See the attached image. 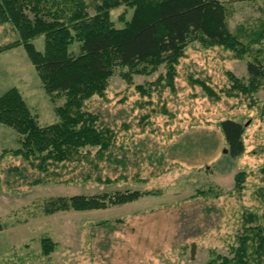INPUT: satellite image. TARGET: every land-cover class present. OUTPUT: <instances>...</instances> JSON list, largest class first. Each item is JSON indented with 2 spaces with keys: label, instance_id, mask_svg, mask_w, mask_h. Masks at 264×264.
I'll list each match as a JSON object with an SVG mask.
<instances>
[{
  "label": "rangeland",
  "instance_id": "1",
  "mask_svg": "<svg viewBox=\"0 0 264 264\" xmlns=\"http://www.w3.org/2000/svg\"><path fill=\"white\" fill-rule=\"evenodd\" d=\"M221 1L248 53L195 41L172 79L164 64L151 74L117 67L105 93L86 102L85 109L115 134L110 152L125 159L126 167L100 163L101 175L112 183L86 180L90 167L71 164L63 178L33 184L42 173L9 151L19 147V134L0 123V264H207L217 256L227 264L246 215L264 224V85L245 91L230 76L251 88L247 63L264 52V0ZM85 2L94 15L101 0ZM132 13L122 4L110 10V18L123 27ZM18 39L11 22L0 26V45ZM32 41L44 50L43 35ZM70 51H79L76 38ZM12 87L19 88L40 124L58 121L56 108L66 98L46 93L22 44L0 52V95ZM227 118L245 126L246 149L238 157L225 152L219 122ZM15 166L22 175L11 170ZM239 172H245L242 187H236ZM124 189L161 194L106 209L45 211L56 197ZM43 238L54 243L48 254ZM250 261L254 264L253 254Z\"/></svg>",
  "mask_w": 264,
  "mask_h": 264
},
{
  "label": "trees",
  "instance_id": "2",
  "mask_svg": "<svg viewBox=\"0 0 264 264\" xmlns=\"http://www.w3.org/2000/svg\"><path fill=\"white\" fill-rule=\"evenodd\" d=\"M122 4L131 6L133 13L123 27H117L110 18V10ZM6 22L17 28L19 39L0 45V52L22 44L46 93L52 99L60 95L66 98L56 108L58 121L42 125L19 88L12 87L0 95V123L19 134V147L9 151L42 173V178L35 179L33 184L63 178L62 170L71 164L90 167L84 172L86 180L112 183L109 177L101 175L100 163L107 160L126 167L125 159L110 152L115 145L113 130L103 126L97 114L85 109L90 98L105 93L117 67H128L131 73L151 74L164 64L172 79L192 42L221 45L235 50L239 56L249 51L248 45L230 29L227 6L221 0H101L94 15L88 13L85 0H0V26ZM41 35L45 37L43 51L32 41ZM75 38L79 41L78 52L70 51ZM247 71L251 88L230 75L235 80L234 87L255 91L264 85V52L248 61ZM219 126L229 154L241 156L246 149L244 124L227 118ZM94 148L96 152L92 154ZM11 170L23 174L19 166ZM261 171L264 178V167ZM244 177L245 172L238 173L236 187L243 186ZM159 194L160 190L124 189L62 196L49 200L45 211L52 214L106 209L144 195ZM258 221L256 215H246L245 230L227 264H251V254L254 264L263 263L264 224ZM42 243L45 254L52 251L54 243L50 238H43ZM252 248L254 251L250 252ZM223 257L212 258L207 264H225Z\"/></svg>",
  "mask_w": 264,
  "mask_h": 264
},
{
  "label": "water",
  "instance_id": "3",
  "mask_svg": "<svg viewBox=\"0 0 264 264\" xmlns=\"http://www.w3.org/2000/svg\"><path fill=\"white\" fill-rule=\"evenodd\" d=\"M225 152H228L227 148L225 149ZM195 250H196V244L193 243L192 244V249H191L192 258H194V256H195Z\"/></svg>",
  "mask_w": 264,
  "mask_h": 264
}]
</instances>
